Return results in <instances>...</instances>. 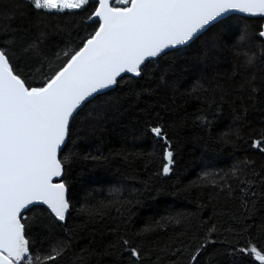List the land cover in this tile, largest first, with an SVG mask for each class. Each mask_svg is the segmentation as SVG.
<instances>
[{"label": "trees", "instance_id": "trees-1", "mask_svg": "<svg viewBox=\"0 0 264 264\" xmlns=\"http://www.w3.org/2000/svg\"><path fill=\"white\" fill-rule=\"evenodd\" d=\"M97 6L50 15L27 0H0V39L15 37L14 66L29 86L64 66L68 57L57 53L78 50L94 34L98 23L88 17ZM263 24L232 15L226 28L211 26L190 45L148 61L140 77L125 75L87 102L60 154L69 215L62 223L45 206L30 208L22 219L30 254L43 257L63 245L49 264H190L205 243L197 264H260L236 249L249 240L264 247V152L253 147L264 137ZM41 34L40 55H21ZM155 126L174 151L167 176L165 146L150 132ZM221 177L231 194L212 183ZM213 224L218 231L209 234ZM124 239L141 251L139 262L123 252Z\"/></svg>", "mask_w": 264, "mask_h": 264}, {"label": "snow or ice", "instance_id": "snow-or-ice-1", "mask_svg": "<svg viewBox=\"0 0 264 264\" xmlns=\"http://www.w3.org/2000/svg\"><path fill=\"white\" fill-rule=\"evenodd\" d=\"M27 2L39 12L55 15L82 9L91 0ZM97 3L98 7L88 17L98 23L94 34L85 38L78 50L57 53V59L68 57L64 66L46 77L39 87L29 86L14 66L15 37L5 33L0 39V264H49L64 254L63 245L53 247L43 257L30 254L25 223L21 222L22 210L43 204L55 219L65 221L71 206L68 189L63 181L53 182L64 170L65 161L58 158V153L69 136L70 120L75 119L89 98L117 85L122 74L141 76L142 65L150 58L188 44L206 28L213 25L226 28L232 12L264 16V0H97ZM258 35L264 38V30ZM42 38L43 34L26 43L20 49L21 55L38 57ZM245 56L246 63L254 62V57L247 53ZM252 90L256 91L254 87ZM197 122L210 123L207 116H198ZM150 132L165 146L162 174L167 176L174 164L171 141L160 126L151 127ZM253 147L264 152V137L255 140ZM236 174L234 169L233 175ZM212 183L231 194L226 177H221L220 183L215 180ZM241 183L250 188L253 182ZM241 191L249 194L244 188ZM217 231L215 224L208 229L209 234ZM122 243L123 252L139 262L141 251L128 247L127 239ZM206 246L199 245L190 257V264H197ZM236 251L254 255L256 261L264 264V247L258 249L251 240L247 247Z\"/></svg>", "mask_w": 264, "mask_h": 264}, {"label": "water", "instance_id": "water-1", "mask_svg": "<svg viewBox=\"0 0 264 264\" xmlns=\"http://www.w3.org/2000/svg\"><path fill=\"white\" fill-rule=\"evenodd\" d=\"M91 1L97 3V0H91ZM97 4H98V3H97ZM97 7H98V6H97ZM232 15H240V16L247 17V18H262V19H264V16H249V15H247V14H242V13H239V12H232V13H231V16H232ZM88 22H89V23H93V22H97V21H96L95 18H93V19H89ZM210 27H211V26H210ZM210 27H208V28H206L205 30H203V31L198 35V37L201 36L203 33H205ZM262 30H264V24H263V29H262ZM198 37H197V38H198ZM197 38H194L192 41H190L188 44H186V45H184V46H179V47L174 48V49H178V48L186 47V46L190 45L193 41H195ZM260 38H261V37H260ZM262 39L264 40V38H262ZM174 49L166 50V52H169V51L174 50ZM162 55H164V54H161L160 56H158V57H156V58H150L148 61L158 59V58L161 57ZM148 61H146V63H147ZM143 66H144V65H142V68H143ZM125 75H130V76H133V77H137V76H134L133 74H122V77L125 76ZM138 77H140V76H138ZM138 77H137V78H138ZM119 79H120V78H118V80H119ZM116 86H117V85L113 86V87L110 88V89L104 90V91L101 92L100 94H103V93H106V92H108V91H110V90H112V89H115ZM100 94H99V95H100ZM96 96H97V95L94 94V97H96ZM94 97L89 98L87 102H89V101H90L91 99H93ZM87 102H85L84 105H85ZM84 105H83V106H84ZM83 106H82V107H83ZM82 107H81V108H82ZM81 108H80V109H81ZM80 109H79V110H80ZM79 110H78V111H79ZM71 121H72V120H70V125H71ZM69 129H70V128H69ZM67 140H68V137H67V139H66V143H67ZM66 143H65V145H66ZM65 145H62V150L64 149ZM62 150L58 153V158H60V154H61ZM63 177H64V170H63L62 176L59 177V178H54L53 182L55 183V182L63 181V180H62ZM67 189H68V188H67ZM67 198H69V193H68V191H67ZM36 205H41V206H45V207H47L46 205H43V204H35V205H31V206H29V208H28L27 210H22V216H24L25 213H26L30 208H32V207H34V206H36ZM69 211H70V210H69ZM68 215H69V212L66 214V219H67ZM53 216H54V215H53ZM66 219H65V221H66ZM65 221H63V222H65ZM21 222H22V221H21ZM59 222H61V221H59ZM63 222H62V223H63ZM22 223H23V222H22Z\"/></svg>", "mask_w": 264, "mask_h": 264}, {"label": "rangeland", "instance_id": "rangeland-1", "mask_svg": "<svg viewBox=\"0 0 264 264\" xmlns=\"http://www.w3.org/2000/svg\"><path fill=\"white\" fill-rule=\"evenodd\" d=\"M119 6V5H118Z\"/></svg>", "mask_w": 264, "mask_h": 264}]
</instances>
